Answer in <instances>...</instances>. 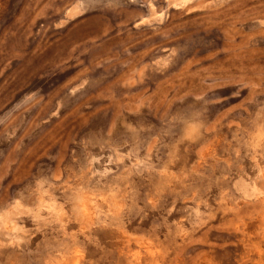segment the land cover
<instances>
[{
	"label": "rangeland",
	"instance_id": "obj_1",
	"mask_svg": "<svg viewBox=\"0 0 264 264\" xmlns=\"http://www.w3.org/2000/svg\"><path fill=\"white\" fill-rule=\"evenodd\" d=\"M0 264H264V0H0Z\"/></svg>",
	"mask_w": 264,
	"mask_h": 264
}]
</instances>
